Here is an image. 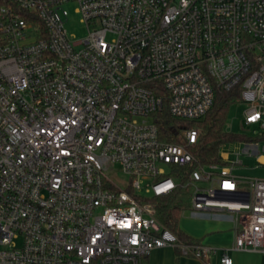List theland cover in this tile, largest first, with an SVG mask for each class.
Instances as JSON below:
<instances>
[{
  "label": "built area",
  "instance_id": "obj_1",
  "mask_svg": "<svg viewBox=\"0 0 264 264\" xmlns=\"http://www.w3.org/2000/svg\"><path fill=\"white\" fill-rule=\"evenodd\" d=\"M70 4L85 39L68 32ZM236 88L245 125L264 130V0H0V264H143L163 248L210 258L219 249L156 217L152 199L181 187L192 215H231L220 264L264 253V179L235 173L264 135L223 145L181 185L200 130L167 143L153 120L198 122Z\"/></svg>",
  "mask_w": 264,
  "mask_h": 264
},
{
  "label": "trees",
  "instance_id": "obj_2",
  "mask_svg": "<svg viewBox=\"0 0 264 264\" xmlns=\"http://www.w3.org/2000/svg\"><path fill=\"white\" fill-rule=\"evenodd\" d=\"M240 98L239 88L230 92L218 93L212 109L198 122H185L171 118L167 112L154 115L153 120L158 126L160 137L167 143H181L180 132L184 128L197 127L200 130V138L196 147L192 150L196 163L180 171L183 176L181 185L186 183L192 170L198 166H206L219 162V152L223 145L248 140L241 135L229 133L225 129V123L229 108ZM190 197V191L186 188H178L171 196L154 198L152 202L156 210L159 222L170 229L184 243L198 244L179 227V220L185 205Z\"/></svg>",
  "mask_w": 264,
  "mask_h": 264
},
{
  "label": "rangeland",
  "instance_id": "obj_3",
  "mask_svg": "<svg viewBox=\"0 0 264 264\" xmlns=\"http://www.w3.org/2000/svg\"><path fill=\"white\" fill-rule=\"evenodd\" d=\"M66 8L69 11V19L67 22V29L70 34L76 36L77 40L85 39L88 35V30L86 25L82 24L80 21V15L76 14L75 9L76 6L74 4L67 5ZM249 106L246 103L235 102L229 108L227 119L225 123V129L229 133L241 135L246 138L257 139L264 135V130L258 128L257 126H247L244 123V115L248 110ZM244 140L236 142V146L238 149H242L244 147ZM231 144V143H230ZM235 145V144H231ZM260 153L257 156H243L242 159L244 164L248 168H237L235 173L240 176L250 177V178H258L264 179V165L258 163L257 158H264V139L260 142ZM229 146V144H228ZM233 147V146H232ZM235 156L232 155V159ZM260 162H264V160H259ZM109 178L117 182L120 186L124 187L127 184L128 178L123 174L122 168L119 165H116L113 168V171L108 174ZM190 197L188 198V202L185 205V210L180 220L181 229L192 236L199 237L201 232H206L210 222L204 223L203 220L195 218V215H192L190 212ZM225 216H231L229 214H223ZM216 225L219 229L225 230V232H221L215 235H212V242L210 248L213 249H224L230 248L233 245V233L229 230L232 228V223L230 221H221L215 222L212 226ZM217 237V239L213 240V237ZM230 257L233 260V264H264V253L258 252H230ZM220 253L217 255H211V263L210 264H219ZM144 264V262H143Z\"/></svg>",
  "mask_w": 264,
  "mask_h": 264
},
{
  "label": "crops",
  "instance_id": "obj_4",
  "mask_svg": "<svg viewBox=\"0 0 264 264\" xmlns=\"http://www.w3.org/2000/svg\"><path fill=\"white\" fill-rule=\"evenodd\" d=\"M188 212V210H185ZM184 211V212H185ZM182 212V213H184ZM183 214H181L182 216ZM195 218L201 219L203 220L204 223H206L207 221L212 223L209 224L210 227H208V229L206 230V232H201L200 236L195 237L192 235H189L187 233H185L181 227H180V220H179V227L180 230L186 234L188 237H190L192 240L198 242V244L209 248L211 246V242H212V235L221 233V232H225V230L223 231V229H219L216 225L212 226L213 224H215V222H221V221H230L232 224V219L230 216H225L223 214H198L197 216H195ZM231 231V233H233V238L235 237V232H234V224L232 225V228L229 229ZM217 239V237H213V240ZM234 243V241H233ZM220 253V259H221V249H219L218 253ZM215 254V255H217ZM230 255V254H229ZM219 259V262H220ZM211 256L210 258H195L193 256H185L183 255L179 250L177 249H173V248H163V249H157L154 250L150 256L148 258H146L144 260V264H210L211 263ZM220 264V263H219Z\"/></svg>",
  "mask_w": 264,
  "mask_h": 264
},
{
  "label": "bare ground",
  "instance_id": "obj_5",
  "mask_svg": "<svg viewBox=\"0 0 264 264\" xmlns=\"http://www.w3.org/2000/svg\"><path fill=\"white\" fill-rule=\"evenodd\" d=\"M264 160V159H263Z\"/></svg>",
  "mask_w": 264,
  "mask_h": 264
}]
</instances>
